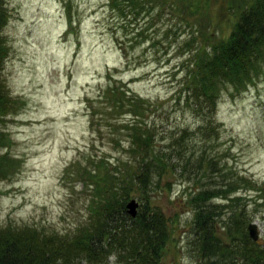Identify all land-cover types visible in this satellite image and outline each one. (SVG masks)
<instances>
[{"label": "rangeland", "instance_id": "1", "mask_svg": "<svg viewBox=\"0 0 264 264\" xmlns=\"http://www.w3.org/2000/svg\"><path fill=\"white\" fill-rule=\"evenodd\" d=\"M227 3L211 0L203 19H194L171 2L146 10L150 3L141 9L124 1L112 9L107 0H6L3 34L9 50L1 74L19 101L0 122L8 138L0 151L15 159L0 177V228L29 224L65 232L86 220L90 191L79 181L73 187L64 174L67 166L83 162L88 153L113 162L129 154L122 131L104 124L98 132L90 122L87 105L99 104L112 75L147 99L144 120L158 135L181 130V155L217 154L231 170L263 186L238 182L264 241V60L262 72L244 90L222 84L214 109L191 106L184 87L190 51L201 39L199 28L215 36L228 31ZM210 119L215 128L203 131L201 124ZM117 135L121 141L115 143ZM182 161L185 171H175L170 186L162 181L150 193L167 215L179 213L176 258L168 254L163 264H192L196 256L188 243L191 210L184 186L197 184L184 179L198 172ZM255 201L261 202L257 208ZM107 264H117L114 256Z\"/></svg>", "mask_w": 264, "mask_h": 264}, {"label": "trees", "instance_id": "2", "mask_svg": "<svg viewBox=\"0 0 264 264\" xmlns=\"http://www.w3.org/2000/svg\"><path fill=\"white\" fill-rule=\"evenodd\" d=\"M107 1L112 9L124 1L131 8L141 9L150 3L146 10L152 9L153 3L171 2L186 9L194 19H203L211 4V0ZM227 1L224 13L228 31L220 30V35L215 36L211 30L210 34L199 28L200 42L189 54L184 87L190 105L198 110L216 107L222 84L239 92L262 72L264 0ZM219 15L217 18L221 19ZM8 17L6 0H0V122L19 101L10 93L1 74L9 50L3 34ZM147 106L146 98L131 91L120 78L109 76L99 104L95 101L87 105L90 122L97 124L98 132L99 125L104 124L122 131V138L128 141V157L113 162L106 156L88 153L83 162L76 160L67 166L64 174L73 187L79 181L82 189L90 191L86 220L65 232L29 224L0 228V264H107L110 256L117 264H163L168 254L176 258L179 213L167 215L150 193L162 181L170 186L169 178L175 171H185L183 158L188 165H196L198 172V176L184 179L197 184L184 186L188 194L184 202L191 210L188 243L191 251L196 252L192 264H264V241L254 240L248 234L252 214L249 201H244L246 194L238 190V182L243 181L249 188L263 186L231 170L217 154L202 150L191 156L181 155V130L170 136L158 135L159 131L144 120ZM126 113L128 118L116 119ZM214 123L212 119L206 120L201 124L202 130L214 129ZM112 139L118 143L121 136ZM7 140L5 132L0 131V148ZM12 156L6 150L0 151V177L9 173L15 161ZM131 197L139 199L133 216L126 210ZM260 204L256 202L254 207Z\"/></svg>", "mask_w": 264, "mask_h": 264}, {"label": "water", "instance_id": "3", "mask_svg": "<svg viewBox=\"0 0 264 264\" xmlns=\"http://www.w3.org/2000/svg\"><path fill=\"white\" fill-rule=\"evenodd\" d=\"M138 200L135 197H131L130 199L127 200L126 202V210L130 215H135L137 212V207H138ZM247 230L249 236L256 240L258 238V229H257V224L254 221H250L247 224Z\"/></svg>", "mask_w": 264, "mask_h": 264}]
</instances>
